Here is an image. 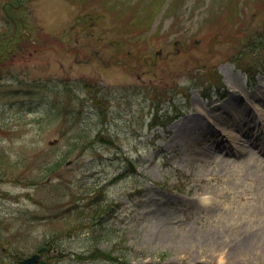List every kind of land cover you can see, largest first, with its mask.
I'll return each instance as SVG.
<instances>
[{
	"label": "rangeland",
	"instance_id": "obj_1",
	"mask_svg": "<svg viewBox=\"0 0 264 264\" xmlns=\"http://www.w3.org/2000/svg\"><path fill=\"white\" fill-rule=\"evenodd\" d=\"M21 1L0 0V36L5 10L30 32L0 55V264L46 240V264H220L191 252L264 217V161L225 154L260 153L264 0Z\"/></svg>",
	"mask_w": 264,
	"mask_h": 264
},
{
	"label": "bare ground",
	"instance_id": "obj_2",
	"mask_svg": "<svg viewBox=\"0 0 264 264\" xmlns=\"http://www.w3.org/2000/svg\"><path fill=\"white\" fill-rule=\"evenodd\" d=\"M234 80H235V76H234ZM234 80L232 86L233 88L238 86L237 80L236 82ZM260 118L257 119V122L255 124H253V127L246 128L247 138L245 139V141L248 140L250 141V143L255 144V146L259 147L258 149L260 151L259 156L254 157L253 155L249 154V152H247L248 150L245 149H241V153H240V151L238 152L237 146H236L237 151L236 148L235 149L230 148L226 150L225 154H229V155L238 154L241 156L240 160H245L247 162L253 159L254 164H257L258 166L261 164V162L264 161V140L261 142L256 140L257 138L255 133L258 132V130L256 129L258 126H260L258 122L260 123L261 121H264V117H262L261 119ZM214 131L215 130H213V132ZM218 140L213 136V138H209V140L205 142V144L201 147L203 149H208V151L206 152H209L210 150L209 148H216L220 146V142H222V140L220 141ZM203 149H199V151H197L196 154L202 153L200 151H202ZM207 160H209L210 163L217 162L216 166H214L215 170L220 169V166L218 167L220 163L222 164L224 163V166L221 168L223 171L224 169H226L227 164L229 165L232 162L229 156H227V158H224L222 160H218L212 154L209 155ZM250 165L252 164L250 163ZM206 171L208 170L204 169V172ZM257 224L258 226L254 227L250 231L238 234L235 237L236 238L235 242L232 243L228 242L225 244V243H221V240L219 238H216L218 241L209 240L208 249L207 250L203 249L202 251H199V249L196 247L197 249L195 248L191 252L192 258L197 259L205 255L214 257L216 252L220 253V251L222 250L223 257L221 256L219 260L220 264H264V217Z\"/></svg>",
	"mask_w": 264,
	"mask_h": 264
},
{
	"label": "trees",
	"instance_id": "obj_3",
	"mask_svg": "<svg viewBox=\"0 0 264 264\" xmlns=\"http://www.w3.org/2000/svg\"><path fill=\"white\" fill-rule=\"evenodd\" d=\"M248 73H250L252 76L255 73V71H250L249 69L246 70ZM158 115L155 114L153 116V119L157 118ZM64 160V156H61L60 159L58 160V162H62ZM129 161L131 162V160L129 159ZM56 161V165H58V163ZM132 164V162H131ZM46 243H48V241H45ZM49 244V243H48ZM21 254H17L16 257H20ZM80 258H84V259H88V258H92V259H107L108 260V264H116L119 260L118 255H114L113 251H105L100 249L99 247H93L91 251H88L86 253L80 254L79 256Z\"/></svg>",
	"mask_w": 264,
	"mask_h": 264
},
{
	"label": "water",
	"instance_id": "obj_4",
	"mask_svg": "<svg viewBox=\"0 0 264 264\" xmlns=\"http://www.w3.org/2000/svg\"><path fill=\"white\" fill-rule=\"evenodd\" d=\"M45 249H46V247H41L39 249V251H42V250H45ZM38 256H39L38 253H34L30 257L21 260L20 264H32L33 262H36L38 260ZM41 264H45V261L42 260Z\"/></svg>",
	"mask_w": 264,
	"mask_h": 264
},
{
	"label": "flooded vegetation",
	"instance_id": "obj_5",
	"mask_svg": "<svg viewBox=\"0 0 264 264\" xmlns=\"http://www.w3.org/2000/svg\"><path fill=\"white\" fill-rule=\"evenodd\" d=\"M11 41L12 38H7L4 41L0 42V54L6 53L10 47L14 46Z\"/></svg>",
	"mask_w": 264,
	"mask_h": 264
}]
</instances>
